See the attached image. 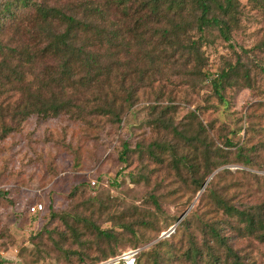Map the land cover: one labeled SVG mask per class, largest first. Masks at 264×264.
<instances>
[{
    "label": "rangeland",
    "instance_id": "rangeland-1",
    "mask_svg": "<svg viewBox=\"0 0 264 264\" xmlns=\"http://www.w3.org/2000/svg\"><path fill=\"white\" fill-rule=\"evenodd\" d=\"M241 8L230 39L205 32V73H185L176 54L159 58L144 82L132 75L140 86L120 120L33 113L0 138V264H93L103 251L127 250L136 264H211L209 251L223 264H264V241L234 228L218 202L264 218V6ZM231 65L220 96L212 79ZM17 97L0 95V104ZM6 109L0 133L17 121ZM34 202L41 213L29 212ZM209 222L241 259L212 238ZM193 243L203 249L198 262L186 255Z\"/></svg>",
    "mask_w": 264,
    "mask_h": 264
},
{
    "label": "trees",
    "instance_id": "trees-1",
    "mask_svg": "<svg viewBox=\"0 0 264 264\" xmlns=\"http://www.w3.org/2000/svg\"><path fill=\"white\" fill-rule=\"evenodd\" d=\"M253 1L264 6V0ZM242 13L241 0H0V95L18 94L11 105L0 104V115L8 108L17 120L5 125L0 138L33 113L68 112L79 118L104 114L120 120L140 86L132 75L144 82L150 67L162 64L159 58L176 54L185 73H203L205 32L216 28L230 39ZM9 31L13 35L6 39ZM195 32H201L198 38H194ZM133 54L137 55L134 59ZM234 67L227 66L212 79L220 96ZM221 164L209 167L206 175L197 179V191L210 183L207 177ZM195 166L191 164L193 171ZM218 202L236 218L238 224L230 221L234 228L264 241L261 210L242 209L222 197ZM32 204L28 206L31 214L42 212L32 211ZM208 231L220 246H227L230 258L241 259L220 225L209 222ZM168 241L163 237L159 243ZM209 241L205 244L211 245ZM186 255L196 262L204 256L196 243ZM209 255L211 264H223L220 255L212 251ZM110 256L114 255L103 251L93 264Z\"/></svg>",
    "mask_w": 264,
    "mask_h": 264
},
{
    "label": "built area",
    "instance_id": "built-area-1",
    "mask_svg": "<svg viewBox=\"0 0 264 264\" xmlns=\"http://www.w3.org/2000/svg\"><path fill=\"white\" fill-rule=\"evenodd\" d=\"M92 182L93 184H95L96 181L93 180ZM30 208L32 211H41L44 208V204L42 202H34ZM121 260H123L125 264H135V260H136L135 251L127 250L119 255L109 257L108 259L102 260L101 262L96 264H112V263H118Z\"/></svg>",
    "mask_w": 264,
    "mask_h": 264
},
{
    "label": "water",
    "instance_id": "water-1",
    "mask_svg": "<svg viewBox=\"0 0 264 264\" xmlns=\"http://www.w3.org/2000/svg\"><path fill=\"white\" fill-rule=\"evenodd\" d=\"M176 224H177V223H176ZM176 224H173V225L170 227V229H169L168 231L164 232L162 235H166V234L170 233L172 230H174L175 227H176Z\"/></svg>",
    "mask_w": 264,
    "mask_h": 264
}]
</instances>
